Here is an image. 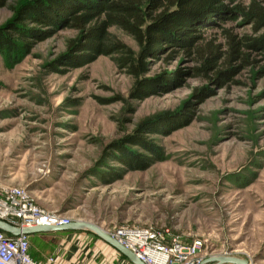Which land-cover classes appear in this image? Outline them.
<instances>
[{"label":"rangeland","instance_id":"obj_1","mask_svg":"<svg viewBox=\"0 0 264 264\" xmlns=\"http://www.w3.org/2000/svg\"><path fill=\"white\" fill-rule=\"evenodd\" d=\"M25 1L0 7V28ZM223 27L240 37L264 34L241 15ZM110 32L139 50L121 29ZM205 34L223 42L218 28ZM77 36L60 29L16 64L0 53V184L25 188L45 210L110 234L122 227L169 230L183 243L201 241L197 258L231 255L264 264V55L251 51L255 63L222 87L190 77L182 87L137 101L129 99L134 80L111 57L60 66ZM194 66L181 55L171 65L154 62L150 75ZM200 89L211 95L194 103L188 125L167 136L147 135L163 147V161L127 173L111 158L101 163L113 142L149 118L178 112ZM72 234L82 239L75 264H132L95 234ZM57 245L50 238L48 251ZM33 246L40 251L37 241Z\"/></svg>","mask_w":264,"mask_h":264},{"label":"trees","instance_id":"obj_2","mask_svg":"<svg viewBox=\"0 0 264 264\" xmlns=\"http://www.w3.org/2000/svg\"><path fill=\"white\" fill-rule=\"evenodd\" d=\"M7 1L0 0V7ZM238 15L259 32L264 28V0H251L247 5L241 0H28L18 8L14 19L0 28V53L16 64L30 53L34 43L60 29L75 30L78 36L68 42L60 66L79 68L101 56L111 57L117 69L134 80L129 99L143 101L182 87L190 77H202L222 87L252 66L251 51L264 55V34L240 37L233 29L223 27ZM113 27L131 36L139 50L113 35ZM217 28L223 42L205 34ZM181 55L196 66L150 75L154 62L171 65ZM210 93L208 89L196 90L178 112L143 121L133 135L108 146L101 163L111 158L127 173L163 161V147L147 135L167 136L188 125L194 103L203 102ZM128 145L142 147L147 154L135 152Z\"/></svg>","mask_w":264,"mask_h":264},{"label":"built area","instance_id":"obj_3","mask_svg":"<svg viewBox=\"0 0 264 264\" xmlns=\"http://www.w3.org/2000/svg\"><path fill=\"white\" fill-rule=\"evenodd\" d=\"M0 220L9 225L27 229L38 226H63L73 220L62 214L38 206L28 190L0 184ZM145 264H200L197 258L203 243H183L171 236L169 230L151 227H122L111 234ZM30 236H14L0 229V264H56L55 257L45 262L30 255Z\"/></svg>","mask_w":264,"mask_h":264},{"label":"water","instance_id":"obj_4","mask_svg":"<svg viewBox=\"0 0 264 264\" xmlns=\"http://www.w3.org/2000/svg\"><path fill=\"white\" fill-rule=\"evenodd\" d=\"M0 229L10 233L14 236L32 235L36 233H46V232H64V231H88L96 236L100 237L106 243L115 248L121 255L126 257L132 264H145L143 263L135 253L124 247L116 238H114L110 233L102 229L101 227L84 222V221H73L67 225L63 226H38L34 228L19 229L15 228L8 223L0 220ZM200 264H250L247 259L240 258L238 256H212L203 260Z\"/></svg>","mask_w":264,"mask_h":264},{"label":"crops","instance_id":"obj_5","mask_svg":"<svg viewBox=\"0 0 264 264\" xmlns=\"http://www.w3.org/2000/svg\"><path fill=\"white\" fill-rule=\"evenodd\" d=\"M74 232L78 231L46 232L30 235L29 240L31 257L36 261L43 262L50 257H55L57 259L56 264H75L76 262L81 261L79 260V256L83 252L78 243L81 242L82 239L76 240L78 235L72 234ZM50 238L58 240V245L53 249L52 253L48 251L47 246ZM36 241L40 244L39 252L35 250L36 247L33 246V243Z\"/></svg>","mask_w":264,"mask_h":264}]
</instances>
